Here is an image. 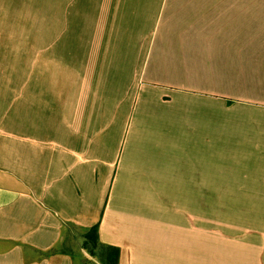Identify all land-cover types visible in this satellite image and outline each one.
Segmentation results:
<instances>
[{"label":"crops","instance_id":"0c3cea01","mask_svg":"<svg viewBox=\"0 0 264 264\" xmlns=\"http://www.w3.org/2000/svg\"><path fill=\"white\" fill-rule=\"evenodd\" d=\"M93 225L264 264V0H0V264H89Z\"/></svg>","mask_w":264,"mask_h":264},{"label":"trees","instance_id":"16d2710c","mask_svg":"<svg viewBox=\"0 0 264 264\" xmlns=\"http://www.w3.org/2000/svg\"><path fill=\"white\" fill-rule=\"evenodd\" d=\"M84 240L85 244L87 241H91L93 247L100 246L97 236V225L87 228L84 233ZM105 251L103 261L106 264H117L119 250L116 247H107Z\"/></svg>","mask_w":264,"mask_h":264},{"label":"rangeland","instance_id":"374dc122","mask_svg":"<svg viewBox=\"0 0 264 264\" xmlns=\"http://www.w3.org/2000/svg\"><path fill=\"white\" fill-rule=\"evenodd\" d=\"M80 241L81 242L79 243H80L82 250H84L88 255L87 257L88 263L89 264H100V261L104 259V254L106 253L104 249L98 245L96 247H93L91 241H87L85 244L84 234H83V239H81Z\"/></svg>","mask_w":264,"mask_h":264}]
</instances>
